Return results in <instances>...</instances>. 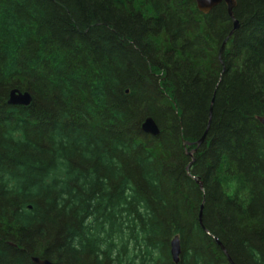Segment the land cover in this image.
<instances>
[{"label": "trees", "instance_id": "obj_1", "mask_svg": "<svg viewBox=\"0 0 264 264\" xmlns=\"http://www.w3.org/2000/svg\"><path fill=\"white\" fill-rule=\"evenodd\" d=\"M236 1L234 30L225 3L0 0V264H264V0Z\"/></svg>", "mask_w": 264, "mask_h": 264}, {"label": "water", "instance_id": "obj_2", "mask_svg": "<svg viewBox=\"0 0 264 264\" xmlns=\"http://www.w3.org/2000/svg\"><path fill=\"white\" fill-rule=\"evenodd\" d=\"M197 7L203 14H209L216 6L225 3L228 9L229 16L234 19V30L239 27V23L235 20L234 9L237 5L236 0H196ZM32 97L28 92H21L18 89L11 90L9 94L8 103L10 105L29 106L31 104ZM260 123L264 127V116H260ZM142 130L150 135L157 136L160 133V129L152 117H148L142 123ZM202 143V139L198 141V144ZM171 254L175 263H179L181 247L179 236H175L171 241ZM35 264H53L47 259H41L39 257H33Z\"/></svg>", "mask_w": 264, "mask_h": 264}]
</instances>
